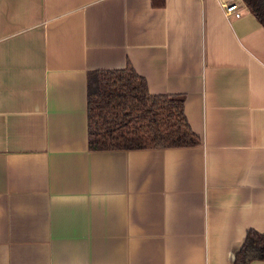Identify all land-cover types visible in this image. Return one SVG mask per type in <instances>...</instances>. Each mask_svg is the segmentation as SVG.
I'll return each mask as SVG.
<instances>
[{
    "label": "crops",
    "instance_id": "obj_1",
    "mask_svg": "<svg viewBox=\"0 0 264 264\" xmlns=\"http://www.w3.org/2000/svg\"><path fill=\"white\" fill-rule=\"evenodd\" d=\"M241 9L0 0V264H234L264 235V27ZM127 64L197 145L89 149L88 72Z\"/></svg>",
    "mask_w": 264,
    "mask_h": 264
},
{
    "label": "trees",
    "instance_id": "obj_2",
    "mask_svg": "<svg viewBox=\"0 0 264 264\" xmlns=\"http://www.w3.org/2000/svg\"><path fill=\"white\" fill-rule=\"evenodd\" d=\"M264 27V0H242ZM87 139L91 150L188 147L199 143L176 94L153 95L130 64L87 75ZM264 259V235L249 229L234 264Z\"/></svg>",
    "mask_w": 264,
    "mask_h": 264
},
{
    "label": "built area",
    "instance_id": "obj_3",
    "mask_svg": "<svg viewBox=\"0 0 264 264\" xmlns=\"http://www.w3.org/2000/svg\"><path fill=\"white\" fill-rule=\"evenodd\" d=\"M223 9V14L227 17L233 16L235 18L241 16V8L244 6L242 0H217ZM246 6V5H245Z\"/></svg>",
    "mask_w": 264,
    "mask_h": 264
}]
</instances>
